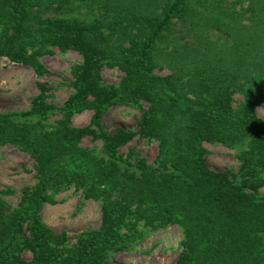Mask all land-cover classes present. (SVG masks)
<instances>
[{
    "label": "trees",
    "instance_id": "obj_1",
    "mask_svg": "<svg viewBox=\"0 0 264 264\" xmlns=\"http://www.w3.org/2000/svg\"><path fill=\"white\" fill-rule=\"evenodd\" d=\"M53 47L82 55L74 91L55 104L40 83L29 108L0 110V146L28 154L36 179L11 211L0 202V264H107L140 223L181 227L175 264H264V0H0V57L42 75ZM121 104L140 108L136 131L104 125ZM135 135L158 142L154 164L121 151ZM206 141L235 149L239 168L210 167ZM72 186L100 200L102 223L66 246L40 211Z\"/></svg>",
    "mask_w": 264,
    "mask_h": 264
},
{
    "label": "rangeland",
    "instance_id": "obj_2",
    "mask_svg": "<svg viewBox=\"0 0 264 264\" xmlns=\"http://www.w3.org/2000/svg\"><path fill=\"white\" fill-rule=\"evenodd\" d=\"M47 68V72L39 75L27 65L11 61L5 56L0 57V110L14 111L27 109L31 105L32 97L39 94L38 84L48 87L46 99L55 104H62L74 89L71 83L72 66L81 62L82 55L75 49L63 51L53 47L50 53L40 57ZM167 73V69L156 70ZM102 78L106 83H118L123 72L118 67L104 66ZM241 94L235 93L236 101ZM145 107L147 106L146 103ZM259 116L264 118V103L256 106ZM140 108L130 105H117L111 107L103 116L104 125L115 130L126 127L136 131ZM91 110L75 113L72 123L84 126L90 122ZM87 146L100 145L90 136L83 139ZM208 152L206 159L210 167L236 171L240 162L237 151L219 142H204ZM133 148L149 163L154 164L158 154V142L135 135L129 144L121 148L128 152ZM35 170L33 159L10 144L0 146V202L3 210L11 211L18 205L24 187L35 183ZM264 193V184L260 187ZM101 202L98 199L86 197L82 189L74 186L52 194L51 201L43 204L40 211L42 222L55 233H65L66 246L76 243L78 237L86 232L98 228L102 223ZM143 235L136 243L124 251L111 252L107 264H175L181 251L183 232L180 226L169 224L158 229L139 224ZM23 256L31 259L33 254L25 249Z\"/></svg>",
    "mask_w": 264,
    "mask_h": 264
}]
</instances>
